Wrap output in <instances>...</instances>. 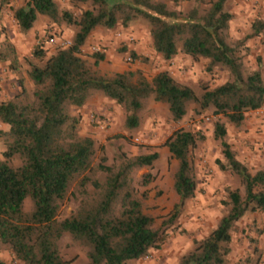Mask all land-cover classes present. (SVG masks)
<instances>
[{
    "label": "trees",
    "instance_id": "obj_1",
    "mask_svg": "<svg viewBox=\"0 0 264 264\" xmlns=\"http://www.w3.org/2000/svg\"><path fill=\"white\" fill-rule=\"evenodd\" d=\"M190 1L185 13L160 0H68L78 8L77 14L59 9L54 0H24L10 7L20 33L33 26L37 15L72 31L65 45H56L49 53L36 40L30 56L24 57L31 88L26 89L20 77V90L0 100V250H7L11 261L68 264L72 259H64L58 248L65 233L85 249L82 264H125L142 258L163 241L154 217L144 210L146 191L138 192L131 178L135 169L150 166L157 153L127 155L119 150L108 162L103 147L78 132L80 117L71 114L70 107L78 109L98 93L123 110V126L132 129L139 123L145 99L152 96L167 106L174 122L184 116L187 103L194 102L198 109L211 107L213 115L241 128L245 111L264 105L260 66L247 70L242 62L244 40L264 33V21L256 17L243 39L231 40L227 31L232 15L224 8L227 0ZM83 3L89 7L80 8ZM135 18L147 22L152 51L164 61L176 53L201 57L207 70L225 69L228 79L195 93L166 69L150 78L139 68L105 73L98 67L102 53L94 52L89 58L82 55L81 48L95 27L126 26ZM128 55L132 60L138 57L133 51ZM6 60L8 69L18 73L14 47L3 40L0 61ZM225 135L224 123L215 119L212 136L219 141L221 158L214 162L218 170L235 175L240 188L224 189V210L215 225L192 240V247L178 257L177 264H226L235 223L247 211L264 212V166L249 171ZM202 139L177 127L162 143L176 161L172 189L178 198L169 221L161 222L163 228L194 194L189 155ZM14 160L18 164H12ZM149 181V173H143L140 184ZM25 199L31 203L29 210L23 208ZM70 202L75 205L61 217L63 205Z\"/></svg>",
    "mask_w": 264,
    "mask_h": 264
},
{
    "label": "rangeland",
    "instance_id": "obj_2",
    "mask_svg": "<svg viewBox=\"0 0 264 264\" xmlns=\"http://www.w3.org/2000/svg\"><path fill=\"white\" fill-rule=\"evenodd\" d=\"M2 1L0 0V42L5 40L13 45L18 61V73L11 72L8 69V61H5L6 69L12 74V94L8 96L10 97L20 90L18 78H22L26 89L29 90L32 86L26 78L27 65L24 57L30 56L36 40H39L49 53L56 45H65L72 31L62 23L56 24L43 15H37L33 26L25 33H20L11 17L10 7L20 5L24 0H10L9 3ZM54 1L59 9H69L73 14L79 13L78 8L72 7L68 0ZM160 1L168 8L179 10L181 13H185L191 5L190 0ZM87 7L89 3L80 4V8ZM224 8L232 15L227 31L231 40L243 39L256 17L264 21V0H227ZM93 31L88 35L81 53L86 58L94 52L102 53L103 59L98 65L102 72L112 73L139 68L150 78L156 72L166 69L174 79L186 84L195 93H200L203 87L212 88L221 84L229 77L227 71L220 67L207 70L206 60L201 57L191 59L183 53H176L169 60L161 59L152 51L149 28L144 19L135 18L126 26L117 23L109 29L95 27ZM244 46V68L252 70L258 64L264 77V33L246 38ZM129 51L135 52L138 57L127 62L125 56ZM211 111V107L200 110L196 103L188 102L184 116L174 122L170 119L167 106L149 96L144 101L137 127L126 129L123 126V110L98 93L92 95L82 107H70L71 114H78L80 117L78 132L93 137L98 145L103 147L108 162L113 160V154L119 150L127 155L157 153L150 166L135 169L131 178L132 185L138 192L146 191L144 210L154 217V227H160L163 241L142 258L127 260L125 264H177L178 257L192 247V240L201 238L215 225L224 210L221 204L224 189L240 188L237 177L218 170L214 162L216 158H221L219 141L212 136V124L215 119L224 123V140L249 171L253 172L264 166V108L261 112L257 109L245 111L241 128L233 127L223 116L213 115ZM177 127L202 135L203 139L197 141L189 155L196 182L194 194L183 202L174 221L163 228L161 222L169 221L178 198L172 189L176 161L170 157L162 143ZM2 149L0 140V158ZM12 164H18V161L14 160ZM143 173H149L150 177L145 186L140 184ZM74 205V202L63 205L61 217L67 215ZM30 207V201L25 199L24 210H29ZM256 212L260 213L259 217L248 216V223L243 224V220L235 223L226 264H264V215L263 212ZM58 248L64 259H72L68 264H82L86 261L85 249L73 242L67 233L58 240ZM0 261L5 264H21L11 261L9 252L4 249L0 250Z\"/></svg>",
    "mask_w": 264,
    "mask_h": 264
},
{
    "label": "crops",
    "instance_id": "obj_3",
    "mask_svg": "<svg viewBox=\"0 0 264 264\" xmlns=\"http://www.w3.org/2000/svg\"><path fill=\"white\" fill-rule=\"evenodd\" d=\"M93 32L95 33V31ZM5 64H6L5 61H0V100H2L3 98H7L10 94H12L11 92H12L13 83H10V80H12L11 78L12 74L11 72L9 73V71L6 69ZM259 215L260 213H257L256 211H247L242 215V217L237 222H241V220H243V224H246L249 222L248 220H246L248 216L254 218V217H259Z\"/></svg>",
    "mask_w": 264,
    "mask_h": 264
},
{
    "label": "built area",
    "instance_id": "obj_4",
    "mask_svg": "<svg viewBox=\"0 0 264 264\" xmlns=\"http://www.w3.org/2000/svg\"><path fill=\"white\" fill-rule=\"evenodd\" d=\"M125 60L127 61V62H130V61H132V58H131V56L130 55H126L125 56ZM264 107L262 106V107H259L258 109H257V111H259V112H261V110L263 109Z\"/></svg>",
    "mask_w": 264,
    "mask_h": 264
}]
</instances>
